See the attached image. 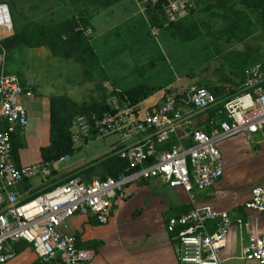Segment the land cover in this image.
<instances>
[{
    "label": "built area",
    "instance_id": "built-area-1",
    "mask_svg": "<svg viewBox=\"0 0 264 264\" xmlns=\"http://www.w3.org/2000/svg\"><path fill=\"white\" fill-rule=\"evenodd\" d=\"M151 7L166 26L185 15L192 3L156 0ZM12 31L10 8L0 2V264L15 257L8 243L17 241L26 242L41 263H89L95 249L79 246L74 233L62 231L63 222L81 214L104 223L114 201L129 196V185L150 179L184 189L193 204L165 222L175 264H224L221 253L234 226L250 231L236 258L264 264V228L253 231L236 209L198 206L193 193L214 187L224 174L218 142L237 134L250 142L254 134L264 133V58L242 69L236 89L225 86L219 93L197 83L181 91L164 86L160 99L145 105L144 99L133 101L110 89L106 107L76 115L68 129L75 148L96 138L115 137L108 154L115 167L104 177L86 179L64 176L62 167L71 162L70 153L51 161L16 163L12 136L27 124L20 99L32 93L6 68L1 42ZM82 31L85 37L92 33L89 26ZM210 110L206 132L197 126V116ZM32 179H38L42 189L24 196L21 185ZM245 209L264 214V187L251 188Z\"/></svg>",
    "mask_w": 264,
    "mask_h": 264
},
{
    "label": "rangeland",
    "instance_id": "rangeland-1",
    "mask_svg": "<svg viewBox=\"0 0 264 264\" xmlns=\"http://www.w3.org/2000/svg\"><path fill=\"white\" fill-rule=\"evenodd\" d=\"M95 1L70 0L72 16L90 18L100 6ZM140 1L150 22V7L156 0ZM189 1L192 7L185 15L156 30L145 28L138 15L132 17L128 11L118 9L109 19L118 22H113L117 28L109 36H100L99 42L97 39L95 43L99 60L91 46L93 33L84 38L89 50L71 48L62 36L56 37L53 40L56 53L82 64L83 74L91 75L88 80L93 73L101 76L105 85H113L119 90L140 87L147 95L166 84L181 91L191 83L205 85L215 93L225 86L236 89L242 68L264 57V15L259 8L248 6L247 0ZM33 3V0H20V6H15L9 2L14 27L10 35L20 28L25 16L36 14L33 13L35 10L25 7ZM135 22L136 29L133 27ZM35 25L55 30L59 24ZM161 30H165L164 37L159 36ZM32 41L36 42V38ZM6 52L7 59L9 51ZM95 69L97 71L93 72ZM76 71L73 73V70L70 76H83ZM91 80L94 90L100 84L97 79ZM99 101L103 99L91 104ZM114 139L110 136L88 141L74 154L75 159L84 161L85 165L94 163L87 169H95L108 143ZM217 147L223 155V180L228 182L226 195L238 194L251 188L256 180H264V146L262 151L254 152L252 143L237 134L218 142ZM193 193L197 201L198 193ZM127 198L126 203L122 200L124 203L115 206L106 222L98 223L102 229L98 235L99 252L113 264H158L160 259L170 257L172 246L164 216L175 214L182 202L189 205V194L182 188L165 185L159 191L144 188ZM119 201L116 199L114 205Z\"/></svg>",
    "mask_w": 264,
    "mask_h": 264
},
{
    "label": "crops",
    "instance_id": "crops-1",
    "mask_svg": "<svg viewBox=\"0 0 264 264\" xmlns=\"http://www.w3.org/2000/svg\"><path fill=\"white\" fill-rule=\"evenodd\" d=\"M33 1L35 3L32 5H26L25 7H28V9H32L33 11L35 10L33 13L36 14L34 16H25L26 20L23 21V24H21L20 28L15 30V32L21 31L23 26L30 22H53L60 24L68 18L79 17V15L78 17L77 15L72 16L73 13L70 0ZM0 2L7 3L9 7V2L15 6H20V0H0ZM118 9H120V11H128L132 17L138 15L141 18L140 21L142 20L143 24L145 23V28L147 26L151 27L140 0H119L108 7L99 6V8L93 12L89 18V27L92 29L93 33L91 46H93V51L95 52L98 60L100 57L98 56L97 51H95V43L100 36H109V34L117 28L113 22L116 24H118V22L112 20L110 21L109 19L114 17L116 14L115 12ZM133 27L136 29V22L133 24ZM164 32L165 30H161L159 36L164 37ZM6 36L8 35H5V37ZM56 52L57 46H55V44L52 47L43 44L29 47L22 44L9 51V56L6 59L7 70L19 75L22 85L26 89H29L32 93L31 96H21V103L27 112V124L23 128H18L12 136V145L17 164L25 165L43 160L40 149L41 147L49 144L50 104L52 97H64L65 99H69L77 104L86 105L95 102V100L103 99V101H99V103H97L101 104L108 97L110 89L125 91L116 89L113 85H105L102 77L93 73L92 77L88 80L87 78L91 75L87 76L86 73L85 75L83 74L84 69L82 64L75 61L73 58L66 57ZM263 58L264 57L260 59ZM71 65L73 67H71ZM73 70V73L77 70L76 73L78 72L79 75L82 74L83 76L80 78L78 76H76V78L71 77L70 73H72ZM97 70L95 69L93 72ZM91 79H97L96 82H99L100 84L94 90L91 86ZM170 85L171 84H166L165 86ZM161 88L150 93L142 102L145 105H148L152 102L158 101L160 99V93L158 92ZM210 115V111L200 113L197 116V126L199 128L204 127L206 125V120ZM112 143L113 140L108 143L103 156L98 161L99 163L95 164V169L93 170H90L91 167L89 169L87 168L94 163L85 165L84 161H77V159H75L74 154H76L78 152L77 150L80 149L79 146L74 153H72L71 162L62 167L63 171H65L64 176H68V174H77L86 179H91L97 177V175L101 176L109 174L111 171V165L115 162L114 159L108 157L110 145ZM250 143H252L254 152L262 151L264 146V133L254 134ZM223 176L214 187L202 193H198V200H195V204L198 206H210L217 210L236 209L240 215L248 221L253 231H261L264 228V214L253 210H244V203L250 196L251 188L255 187V185L264 187V180H256L255 183L253 182V186L251 188L243 190L238 194L228 196L226 195L225 188V185H227L228 182L223 180ZM62 178L64 177H61V179ZM38 182V179H32L23 183L21 185V190L23 191L24 196L40 191L42 188L37 186ZM165 185L167 184L159 179H150L148 181H142L129 185L130 194L128 198L144 188H147L150 191H153V189L159 191ZM31 186L37 187L33 188L30 192ZM123 200L125 201L126 199ZM121 202L123 201L121 200L119 203L114 205L112 213L115 206L121 204ZM189 202V205H191L192 208L193 204L191 201ZM183 204L185 203L182 202L178 207V211L172 215L179 214L184 206H189L188 204ZM171 216H164V223L167 218ZM61 229L64 233H74L78 238L77 244L79 246L91 247L95 249L96 254L93 260L84 264H113L110 263V261L106 259V256L102 255L98 250V235L101 234L102 229L99 228L98 222H96L93 218L76 214L63 222ZM249 232L250 231H242L237 226H234L231 229L227 238L226 247L221 253V258L223 259L224 264H256L253 261H244L236 258L239 255L241 247L245 244L247 234ZM8 248L14 252L15 257L8 261L7 264H59L56 261L51 263H41L29 245L24 241L10 242L8 243ZM175 263L176 260L172 250L170 257L167 259H160L158 264Z\"/></svg>",
    "mask_w": 264,
    "mask_h": 264
},
{
    "label": "trees",
    "instance_id": "trees-1",
    "mask_svg": "<svg viewBox=\"0 0 264 264\" xmlns=\"http://www.w3.org/2000/svg\"><path fill=\"white\" fill-rule=\"evenodd\" d=\"M117 1L119 0H97L95 3L103 7H108ZM247 4L248 6L259 8L264 15V0H247ZM150 8L152 10L150 15V24L157 27L161 26L162 24L158 21L154 14V8ZM89 25V17L86 16L68 18L61 22L55 30L40 25L34 26V23L30 22L27 23L21 31L5 37L1 44L8 51H11L22 44L29 47L39 46L42 44L52 47L54 45L53 40L56 37L60 39L62 36L64 43L67 46L75 49L85 48L89 50L82 31V28H86ZM34 38H36V42L32 41ZM247 65L248 64L245 66ZM139 88L120 91V93L128 94L133 101L142 100L149 94L144 95L141 91L142 89ZM104 107H106L105 103L90 105L77 104L69 99H65L64 97H52L50 104L49 144L41 147L40 149L43 160L51 161L59 158L63 154L74 153L76 149L72 145L68 131L72 123V119L78 114L97 111L98 109H102ZM210 113L212 114L211 110ZM201 129L206 132L210 131V127L207 123L204 127H201ZM114 167L115 165L112 164L111 168ZM36 194L37 193L34 195ZM190 208L191 205L184 206L180 213L186 212Z\"/></svg>",
    "mask_w": 264,
    "mask_h": 264
}]
</instances>
